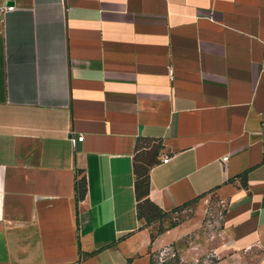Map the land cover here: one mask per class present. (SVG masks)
I'll return each mask as SVG.
<instances>
[{"label": "crops", "instance_id": "obj_1", "mask_svg": "<svg viewBox=\"0 0 264 264\" xmlns=\"http://www.w3.org/2000/svg\"><path fill=\"white\" fill-rule=\"evenodd\" d=\"M212 195L264 264V0H0V264H154Z\"/></svg>", "mask_w": 264, "mask_h": 264}, {"label": "rangeland", "instance_id": "obj_2", "mask_svg": "<svg viewBox=\"0 0 264 264\" xmlns=\"http://www.w3.org/2000/svg\"><path fill=\"white\" fill-rule=\"evenodd\" d=\"M225 203L216 195L177 211L156 226V231L186 224L189 231L183 241L155 255L154 264H206L223 256L229 249L228 231L223 224ZM152 217L161 218L157 209L145 204Z\"/></svg>", "mask_w": 264, "mask_h": 264}, {"label": "trees", "instance_id": "obj_3", "mask_svg": "<svg viewBox=\"0 0 264 264\" xmlns=\"http://www.w3.org/2000/svg\"><path fill=\"white\" fill-rule=\"evenodd\" d=\"M147 189H148V177L143 176V177H141V181H139V183H138V190H137L139 192L138 196L140 199L147 196V193H146ZM76 190H77V194H78V199H79V201H81L85 196V190H86L85 179H81V180L77 181Z\"/></svg>", "mask_w": 264, "mask_h": 264}, {"label": "built area", "instance_id": "obj_4", "mask_svg": "<svg viewBox=\"0 0 264 264\" xmlns=\"http://www.w3.org/2000/svg\"><path fill=\"white\" fill-rule=\"evenodd\" d=\"M11 9V7H3V10H10ZM73 139V141L75 142V141H83L84 140V136H79L78 138H72ZM223 161L224 162H226L227 161V158H225V159H223ZM164 163H167L168 162V159H165L164 161H163Z\"/></svg>", "mask_w": 264, "mask_h": 264}, {"label": "water", "instance_id": "obj_5", "mask_svg": "<svg viewBox=\"0 0 264 264\" xmlns=\"http://www.w3.org/2000/svg\"><path fill=\"white\" fill-rule=\"evenodd\" d=\"M14 5H15V3H14L13 1H9V2L7 3V6H8V7H14Z\"/></svg>", "mask_w": 264, "mask_h": 264}]
</instances>
